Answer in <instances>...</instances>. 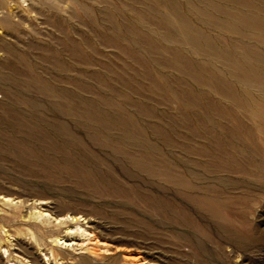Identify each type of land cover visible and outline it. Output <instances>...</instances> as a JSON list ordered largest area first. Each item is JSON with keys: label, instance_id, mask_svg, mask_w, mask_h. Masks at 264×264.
<instances>
[{"label": "rangeland", "instance_id": "374dc122", "mask_svg": "<svg viewBox=\"0 0 264 264\" xmlns=\"http://www.w3.org/2000/svg\"><path fill=\"white\" fill-rule=\"evenodd\" d=\"M263 112L264 0H0V264H264Z\"/></svg>", "mask_w": 264, "mask_h": 264}, {"label": "bare ground", "instance_id": "6f19581e", "mask_svg": "<svg viewBox=\"0 0 264 264\" xmlns=\"http://www.w3.org/2000/svg\"><path fill=\"white\" fill-rule=\"evenodd\" d=\"M242 70V73H241V75H240V78H241V81H243L244 83H248V82H250L251 80H253V79H255L256 78V76L258 75V73H257V71H256V69L253 67V66H248V68H245V69H241ZM261 81H263L262 79H261ZM264 113V112H263ZM138 256H140V255H138ZM143 256V255H142ZM141 257H136V255L135 256H133V255H127V256H125L124 257V259L126 260V261H128V262H137V263H135V264H138V262L140 261L139 259H140ZM143 259H144V257H143ZM118 260V259H117ZM144 260H146V258L144 259ZM152 260V259H151ZM141 261H142V259H141ZM147 261V262H146ZM146 261H144V263H147V264H155L154 262L153 263H151V262H148L149 260H146ZM118 262V261H117ZM158 262V261H157ZM166 262V261H165ZM142 263V262H141ZM159 263H161L160 261H159ZM163 264V263H162ZM167 264V263H166ZM177 264V263H176Z\"/></svg>", "mask_w": 264, "mask_h": 264}]
</instances>
